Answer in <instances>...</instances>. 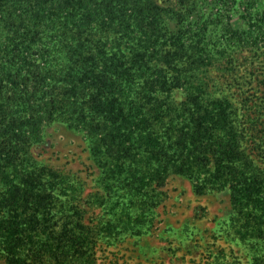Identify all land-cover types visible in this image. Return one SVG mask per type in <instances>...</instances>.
Returning <instances> with one entry per match:
<instances>
[{
    "label": "trees",
    "instance_id": "obj_1",
    "mask_svg": "<svg viewBox=\"0 0 264 264\" xmlns=\"http://www.w3.org/2000/svg\"><path fill=\"white\" fill-rule=\"evenodd\" d=\"M169 19L157 0H0V261L96 264L98 242L148 228L171 176L227 190L236 232H262L254 129L209 91L204 28ZM54 124L85 139L96 191L34 159Z\"/></svg>",
    "mask_w": 264,
    "mask_h": 264
},
{
    "label": "rangeland",
    "instance_id": "obj_2",
    "mask_svg": "<svg viewBox=\"0 0 264 264\" xmlns=\"http://www.w3.org/2000/svg\"><path fill=\"white\" fill-rule=\"evenodd\" d=\"M157 4L173 29L204 28V43L217 46L213 65L203 73L209 91L227 96L244 126L254 129L260 148L257 164L264 174V0ZM178 18H184V27L177 25ZM31 152L39 163L82 178L87 192L97 190L98 174L80 134L59 124L46 125L42 143L33 145ZM157 189L160 195L148 228L139 236L124 234L109 245L98 242L96 264H264V224L261 233L249 229L248 235L238 234L227 190L200 194L190 180L179 176H171ZM81 209L90 224L103 214L101 208Z\"/></svg>",
    "mask_w": 264,
    "mask_h": 264
}]
</instances>
